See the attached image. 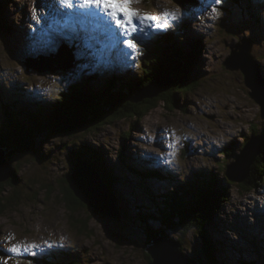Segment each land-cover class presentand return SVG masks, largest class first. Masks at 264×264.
Here are the masks:
<instances>
[{"label": "rangeland", "instance_id": "1", "mask_svg": "<svg viewBox=\"0 0 264 264\" xmlns=\"http://www.w3.org/2000/svg\"><path fill=\"white\" fill-rule=\"evenodd\" d=\"M186 1L184 8L171 0H139L132 6L141 13L154 15L164 10H180V18L170 21V27L145 28L144 33H138L139 43L145 38L143 46L146 47L169 31L176 32L178 40L185 44L191 45L193 39L200 42L195 69L206 73V79L192 95L179 94L176 104L172 105L171 92L165 94V103H160L144 118L137 121L130 115L127 120L105 125L98 133L84 132L83 128L73 137L40 139L34 148L37 154L18 158L17 167L21 166L17 175L20 179L32 184V181L49 177L50 184L58 189L61 175L72 171L73 159L67 157L71 150L98 149L118 173L121 168L118 151L123 147L135 169L153 174L159 169L164 178L145 177L144 187L139 188L137 179L127 175L123 186L115 187L119 198L126 200V208L113 202L120 219L117 222L106 220L107 228L86 211L69 213L63 206V199L55 193L52 199L45 201L42 199L45 195L37 187L30 191L25 184L16 190L5 186L8 194L17 191L19 202L0 214V250L3 251H0V264H32L33 256L46 257L67 249L76 251L74 253L83 264H147L143 248L151 240L147 244L144 232L130 219L135 218L138 209L153 210L142 192L163 196L172 190L168 175L181 184L199 177L197 189L207 186L211 180L219 182L226 195L219 199L217 209L212 210L207 229L211 236L216 233L213 239L222 241L225 238L226 251L220 255L221 259L228 264H238L243 259L261 260L264 253V182L248 194L240 193L217 166L223 164L225 172L229 171L228 167L247 141L253 138L257 141L264 136L260 107L249 97L242 74L223 67L238 37H252L255 42H252L251 55L264 80V39L256 27L249 29L253 24L233 0H209V8L200 6L197 13L192 7L199 0ZM263 1H249L255 7L262 5L259 18L264 17ZM56 7L60 8L58 0H0V13L7 26L4 31L0 29V88H4L5 97L9 95L25 109L38 103L47 109L45 106L52 96L64 93L78 81L98 91L101 82H107L114 75L134 76L145 57L139 44L132 52L124 47V37L116 34L118 29L112 27L104 31L94 19L85 18L83 22L98 28L105 38L103 41H94L95 36H91L90 31L88 36L77 27L67 28V31L60 22L65 16L53 9ZM226 26L234 28L239 36L225 32L223 27ZM62 46L76 48L72 68L64 72L24 73L23 63L27 58L39 61L40 56L56 54ZM125 52L130 54L124 55ZM20 99L25 100L20 103ZM4 120L0 98V126ZM226 150L233 155L226 158ZM39 156H44L47 163L40 162ZM123 214L129 221L123 219ZM77 221L85 223L86 231L78 229ZM153 227L157 229L158 225ZM195 237L193 233L186 234L181 245L184 255L193 260L198 254ZM14 245L19 249L16 252L11 251ZM28 245L38 247L26 250Z\"/></svg>", "mask_w": 264, "mask_h": 264}, {"label": "trees", "instance_id": "2", "mask_svg": "<svg viewBox=\"0 0 264 264\" xmlns=\"http://www.w3.org/2000/svg\"><path fill=\"white\" fill-rule=\"evenodd\" d=\"M249 1L233 0V3L240 6L245 17L253 24L249 29L256 27L261 32V38L264 39V17L259 18L262 5L255 7ZM6 27V23L0 13V29L4 31ZM250 40L255 42L252 37ZM141 43V45L139 44L140 49L145 57L142 58L138 68L139 72L136 75H114L107 82H101V88L98 91H95L93 87H88L86 83L78 81L72 87L67 88L64 93L52 96L51 101L47 102L45 106L47 109H43L42 103L31 106L29 109L22 108L9 95L5 97L4 88H0L2 112L5 116V120L0 126V147L12 155L21 154L25 156L30 153L31 155L29 156L34 157L37 154V151L34 152L35 143L40 139L73 137L83 128H85L83 129L84 132L98 133L102 131L101 129L105 125H111L119 120H127L130 115L134 116L137 121L144 118L157 108L160 103H165L164 95L152 99H144L137 104H133L131 100L139 91L151 83L156 76L172 77L173 87L166 92V94L171 92L169 95L172 105L176 104V97L179 94L180 96L192 95L201 86L202 81L206 79L204 77L206 73L195 69L196 59L200 51V42L197 40L193 39L191 45H188L178 40L176 32L169 31L162 33L152 44L146 47L143 46V40ZM24 100L20 99L19 102L23 103ZM81 112H84L85 116L82 119H78ZM86 116H92L91 120L87 121ZM252 134H255L253 129ZM224 153L226 158L233 155L227 150ZM118 156L121 163L118 173L103 159V155L98 149L96 151L90 148L71 150L67 157L72 158L71 162L74 161L73 163L86 161L88 164H93L107 186L113 200L117 202L118 206L125 207L126 200L119 198L120 196L117 194L115 187L118 184L123 186L122 183L127 180V175L137 179L139 188L144 187L145 177L154 178L153 175L157 176V178L164 177L160 173L156 175V173L153 174L150 171L145 172L144 169H135L125 155L123 147L118 151ZM26 157L28 156L26 155ZM39 161L47 163L44 160V156H39ZM19 163L20 161H16L12 165V178L0 184V214L5 209L15 205L14 203L19 202L17 191L8 194L4 191V187L9 186L16 190L20 188L21 184H25V187L30 191L34 187L39 188V192L45 195V197L42 196L43 200L46 199L45 201H49V198L52 199L55 193L56 197L63 199V206L72 215L76 210L87 212L83 205L67 189L66 174L61 175L58 189L53 188V184H50L52 180L49 177L35 180L36 182L32 181V185L27 180L24 181L17 176L21 167L17 168ZM217 167L218 170L223 171L225 176L226 166L221 164ZM197 178L181 184L174 182V177L172 178L171 175H168L167 180L171 183L170 186L172 188L170 192L163 196L154 195L151 192L141 193L147 197L153 210L148 208L138 209L134 219L127 218L133 221L132 223L139 230L144 232L147 244L152 237L161 234L169 235L170 239H174L182 245L186 234L193 233L196 236V245H194L198 248V256L204 260L205 264H228L220 257L226 251L225 238L223 237L222 241L219 238L215 240L213 236L216 233L214 232L211 236L207 229L211 222L212 210L214 208L217 209L218 201L226 195V191L220 184L218 185L219 182L216 183L214 180L209 181L210 183L201 187L202 189L200 187L197 189L196 185H198V180L200 179ZM15 182H18V184L15 185ZM261 182H264L263 135L261 152L250 166L246 179L240 183L232 182V184H235L238 192L248 194L254 191L257 188V184ZM225 198H228V196ZM122 217L129 221L124 214ZM75 224L79 225L77 226L78 229L86 231L85 223L77 221ZM155 225H158L157 229L153 227ZM181 250H184V248H181ZM74 252L76 251L67 249L65 252L53 253L46 257L33 256L31 257V263L83 264ZM143 256L148 264V256L145 254ZM260 258L261 260L256 262L254 259L249 261L243 259L238 264H264V253Z\"/></svg>", "mask_w": 264, "mask_h": 264}, {"label": "water", "instance_id": "3", "mask_svg": "<svg viewBox=\"0 0 264 264\" xmlns=\"http://www.w3.org/2000/svg\"><path fill=\"white\" fill-rule=\"evenodd\" d=\"M171 1L183 8L187 4L186 0ZM223 28L225 32L227 31L235 37L239 36L234 28L231 29L229 26ZM240 37H238V43L231 47V56L227 62L223 63V67L228 71H239L242 74L244 85L248 89V95L260 107V116L264 119V80L258 72L256 60L251 55L252 41L249 38ZM74 64L73 53L67 47L62 46L56 54H50L48 57L40 56L39 61L35 58H27L23 63V67L24 73L29 75V72L37 74L64 72L72 68ZM172 80L171 76H156L151 83L139 91L140 93L138 92L139 94L131 102L137 104L144 99L165 95L173 87ZM84 116L85 113L81 112L78 119H82ZM85 118L90 121L92 116H86ZM261 140L262 138L257 141L253 138L247 141L235 157V162L228 167L227 180L240 183L246 179L250 166L260 153ZM18 158L21 160L23 156L21 154H9L4 148L0 147V184L12 178V162L14 160L15 162L19 161ZM71 167L72 171L65 177V180L67 189L72 196L83 205L91 217L99 219L105 228L108 227L106 220L117 222L120 215L115 209L114 200L96 167L86 161L72 162ZM143 249V254L149 258L148 264H205L198 254L194 260L185 256L179 243L161 234L152 237L151 243Z\"/></svg>", "mask_w": 264, "mask_h": 264}, {"label": "snow or ice", "instance_id": "4", "mask_svg": "<svg viewBox=\"0 0 264 264\" xmlns=\"http://www.w3.org/2000/svg\"><path fill=\"white\" fill-rule=\"evenodd\" d=\"M58 3L63 10L74 11L80 16L96 20L104 31L112 27L118 29V34L124 37V47L132 52L137 50L140 42L138 33H144L145 28L166 29L170 27V21L178 20L181 15L179 9L164 10L157 15L141 13L132 6L139 3V0H58ZM36 247L38 246L28 245L26 250ZM18 250L15 245L11 249L13 252Z\"/></svg>", "mask_w": 264, "mask_h": 264}, {"label": "bare ground", "instance_id": "5", "mask_svg": "<svg viewBox=\"0 0 264 264\" xmlns=\"http://www.w3.org/2000/svg\"><path fill=\"white\" fill-rule=\"evenodd\" d=\"M56 12H58V14H62L63 16H65V19H61L60 22L63 23L62 25V28L66 29L68 31L67 28H72V27H77L78 31L79 28L84 30L85 32H89L90 31V35L91 36H95L98 41H103L105 40V38H102V35L101 33H99V30L98 28H102L103 26H99L98 28H96L95 26H86V24L83 22V20L86 18V17H83V16H80L79 14L75 13L74 11H68V10H63L61 8H53ZM59 9L61 11H59ZM71 22L73 23L72 25H67L69 23H66V22ZM111 29V28H110ZM83 32V31H82ZM58 33V31L56 32V34ZM84 33V32H83ZM86 34V33H84ZM116 34H118V30H116ZM89 36V34H87ZM115 60H118V57H115ZM151 172V171H150ZM153 172V170H152ZM154 173H160L163 175L162 171L159 170V169H155ZM164 176V175H163ZM150 178V177H149Z\"/></svg>", "mask_w": 264, "mask_h": 264}]
</instances>
